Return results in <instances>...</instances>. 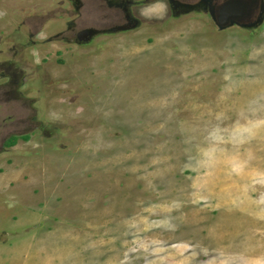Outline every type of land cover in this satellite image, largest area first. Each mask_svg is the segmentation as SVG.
I'll return each mask as SVG.
<instances>
[{
  "label": "rangeland",
  "instance_id": "obj_1",
  "mask_svg": "<svg viewBox=\"0 0 264 264\" xmlns=\"http://www.w3.org/2000/svg\"><path fill=\"white\" fill-rule=\"evenodd\" d=\"M82 1L0 0V264H264V23Z\"/></svg>",
  "mask_w": 264,
  "mask_h": 264
},
{
  "label": "flooded vegetation",
  "instance_id": "obj_2",
  "mask_svg": "<svg viewBox=\"0 0 264 264\" xmlns=\"http://www.w3.org/2000/svg\"><path fill=\"white\" fill-rule=\"evenodd\" d=\"M74 8L78 10L83 7L84 1L71 0ZM92 1V0H91ZM173 9L182 12L197 10L205 12L212 19L213 23L219 28L223 27H240L255 30L264 23V0H167ZM93 3L98 4L94 9H99L103 3L107 7L115 8L119 11L125 23L112 26L111 29L119 28L126 29L137 25L138 20L132 16L127 10V0H93ZM118 18V13L116 14ZM136 20V21H134ZM120 26V27H119ZM92 29L94 27H86L78 30L74 35L77 38L79 31L83 29Z\"/></svg>",
  "mask_w": 264,
  "mask_h": 264
},
{
  "label": "clouds",
  "instance_id": "obj_3",
  "mask_svg": "<svg viewBox=\"0 0 264 264\" xmlns=\"http://www.w3.org/2000/svg\"><path fill=\"white\" fill-rule=\"evenodd\" d=\"M167 4L165 0H154L153 3L146 5L140 10L141 16L146 19L162 18V16L167 12Z\"/></svg>",
  "mask_w": 264,
  "mask_h": 264
},
{
  "label": "water",
  "instance_id": "obj_4",
  "mask_svg": "<svg viewBox=\"0 0 264 264\" xmlns=\"http://www.w3.org/2000/svg\"><path fill=\"white\" fill-rule=\"evenodd\" d=\"M91 33H93V30L92 29H90V28L89 29H83V30H81V31L78 32L77 39L78 40L86 39V37L89 34H91Z\"/></svg>",
  "mask_w": 264,
  "mask_h": 264
},
{
  "label": "trees",
  "instance_id": "obj_5",
  "mask_svg": "<svg viewBox=\"0 0 264 264\" xmlns=\"http://www.w3.org/2000/svg\"><path fill=\"white\" fill-rule=\"evenodd\" d=\"M11 137H13V136H11ZM15 140V139H14ZM14 140H12L11 138L10 139H7V142L6 143H8V144H12V143H14Z\"/></svg>",
  "mask_w": 264,
  "mask_h": 264
}]
</instances>
